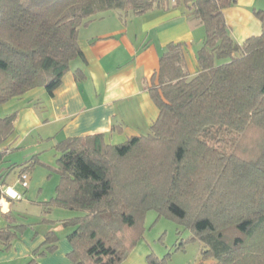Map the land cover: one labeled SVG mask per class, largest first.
Listing matches in <instances>:
<instances>
[{"label": "trees", "instance_id": "obj_1", "mask_svg": "<svg viewBox=\"0 0 264 264\" xmlns=\"http://www.w3.org/2000/svg\"><path fill=\"white\" fill-rule=\"evenodd\" d=\"M237 2L0 0V108L37 88L53 97L83 58L78 29L100 15L184 5L206 29L194 76L184 65V45L167 46L148 91L160 112L148 135L117 145L102 134L77 136L54 147L60 182L44 213L77 214L63 224L72 228L71 263L123 264L154 210L192 233L188 242L203 246V260L264 264V11L256 12L262 34L240 45L225 18ZM15 120L0 117V144L13 136ZM39 163L34 156L26 170ZM26 229L0 231V239L9 244ZM44 239V250L27 264L57 250L54 232ZM170 257L151 254L147 263L168 264Z\"/></svg>", "mask_w": 264, "mask_h": 264}, {"label": "crops", "instance_id": "obj_2", "mask_svg": "<svg viewBox=\"0 0 264 264\" xmlns=\"http://www.w3.org/2000/svg\"><path fill=\"white\" fill-rule=\"evenodd\" d=\"M257 11H264V0H238L225 11L230 37L238 44L262 34L263 23ZM188 12L181 5L139 16L121 11L98 16L78 29L83 58L72 63L53 97L44 88H37L0 108L2 117L16 114L13 136L0 144V231L27 227L9 244L0 239V264H27L36 251L44 250V237L49 232L57 235L58 247L55 252L39 256V264H73L66 238L72 228L63 224L77 214L60 208L44 213L50 199L33 196L39 167L26 170L36 154L24 155L23 161L27 162L17 180L8 179V173L3 175L7 157L14 151H37L45 144L55 152L58 143L77 136L102 134L107 143L117 145L133 136L148 135L160 113L148 91L167 46L184 45L186 71L190 76L199 72L197 55L204 45L206 29ZM77 72L83 74L82 80L77 79ZM8 164L10 171L21 166L11 159ZM21 174L29 175L26 188H22ZM15 194L21 198L13 199ZM135 248L123 264H148L152 254L148 245L141 241Z\"/></svg>", "mask_w": 264, "mask_h": 264}, {"label": "rangeland", "instance_id": "obj_3", "mask_svg": "<svg viewBox=\"0 0 264 264\" xmlns=\"http://www.w3.org/2000/svg\"><path fill=\"white\" fill-rule=\"evenodd\" d=\"M204 29V28H203ZM204 31V30H203ZM228 60L218 61V63H224ZM3 112L0 111V117ZM36 152H40L39 154ZM36 154L39 159V164L36 165L37 180L34 186L35 191L33 196L41 195L42 199L49 200L56 194V185L60 182V176L56 173L57 163L55 161L56 150L50 149V145L45 144L41 146L37 151L36 149L29 150L27 153H18L14 151L12 156L7 157L5 162V170L3 175L8 179L18 178L20 170L23 167L24 155ZM30 156V155H29ZM31 158V157H30ZM17 162L20 167H17L10 171L9 160ZM29 160V159H27ZM28 175V174H27ZM40 198V197H39ZM144 228L145 232L142 234V243H146L158 258H165L167 255L171 257L168 259V264H210L211 259L203 260L202 250L203 246L199 242H188L192 233L189 230L184 229L175 220H171L167 217H159L156 211H150L145 217ZM136 249V248H135Z\"/></svg>", "mask_w": 264, "mask_h": 264}, {"label": "built area", "instance_id": "obj_4", "mask_svg": "<svg viewBox=\"0 0 264 264\" xmlns=\"http://www.w3.org/2000/svg\"><path fill=\"white\" fill-rule=\"evenodd\" d=\"M21 184H22V188H26L29 185V175L26 174H21V180H20ZM8 194V192L6 193ZM21 196L18 194H15L13 196V199H20Z\"/></svg>", "mask_w": 264, "mask_h": 264}]
</instances>
